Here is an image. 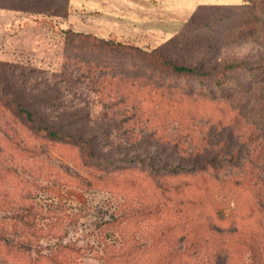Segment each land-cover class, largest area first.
I'll return each mask as SVG.
<instances>
[{
  "label": "rangeland",
  "instance_id": "374dc122",
  "mask_svg": "<svg viewBox=\"0 0 264 264\" xmlns=\"http://www.w3.org/2000/svg\"><path fill=\"white\" fill-rule=\"evenodd\" d=\"M112 1L37 0L28 3L43 9V13L0 7L5 10L4 16L0 11V63L5 64H0V80L10 84L6 77L9 71L7 73L5 69L14 64L18 74L16 79L22 83L19 96H37L43 100L39 117L66 134L87 140L97 156L93 165L87 164L81 160L82 149L78 146L37 139L23 127L25 121L20 120L15 125L16 129L27 137L32 136V140L41 147L39 157L43 163L55 169L62 179L54 182L51 177H41L37 173L30 176L22 173L29 183L32 181L35 184L30 199L34 200L36 209L34 224L19 228L16 234H21L26 240L34 239L30 246L33 254L38 249L51 251L59 238L75 241L84 250V256L77 264H122L119 261L120 247L132 254L130 261L123 264H163L167 247L160 243H164L165 237L153 244L156 220L145 215L141 217L136 212L140 206L143 209L154 199L152 179L161 178V182L171 188L179 182L198 181L200 175H163L150 169L146 163L173 169L176 166H191L205 159L214 160L216 154L212 148L216 142L227 138L230 151L235 152L237 158L216 178L243 176L246 167L242 166L251 161L256 153L251 150L264 145V99L257 98L264 93L252 89L235 95L239 97L231 100L212 102L205 97L207 95H191L162 87L158 80L149 82L146 79L144 82V77H141L137 79L142 81L139 91L136 88L140 96H129V99L128 96H110L97 76L90 79L79 69L80 54L66 49L58 32L49 24L52 21L56 30L72 28L100 36L114 34L120 40L149 50L159 48L167 58L201 71L220 69L234 63L248 66L263 64L264 31L252 29L251 33L238 36L229 32L228 25L218 27L222 22H230V18L246 14V8L235 6L239 4L238 0H132L131 7L123 0H119L118 5V1ZM4 3L16 7H26L27 4L18 0H4ZM15 14L19 18L15 19ZM188 22L193 23L191 27L200 28L183 31ZM132 56L128 55L129 58ZM108 73L111 74V71ZM101 74L103 76L105 72ZM131 74L138 76L145 71L140 69ZM244 75L247 76V73ZM192 85L197 84L192 81ZM217 113L223 118L221 125L215 124L211 118ZM233 121H237L241 135L247 132L246 129L250 131L253 128L260 132V138L246 141V137L231 132L224 123ZM3 135L0 132V197L5 191L20 187L16 177L8 180L1 169L10 163L14 152L11 144L2 139ZM203 140L209 143L207 152L198 157L195 151ZM137 156L144 161L139 165L137 160L138 168L125 172L132 182V185L125 186L126 191L120 192L125 197L118 199L107 189L83 185L85 178L93 179L91 172L94 169L103 177L108 170L106 168L112 170L128 166L127 162L120 161ZM262 156L259 155L257 160L259 165L264 164ZM115 160L118 162L113 163ZM94 164L99 167H89ZM207 178L210 179L209 175ZM257 180L264 181V165L257 174ZM171 189L165 191L171 199L169 209H173L169 210V221L176 222L174 210L179 208L183 193ZM157 192L160 193L159 190ZM240 194L238 202H223L220 216L225 220L218 223L226 229H230L235 222L248 230L259 228L262 215L248 207L250 192L245 189ZM213 198L219 197L215 193ZM120 201L127 203L128 211L135 212V215L121 227L102 229L100 224L110 220L111 214L119 210ZM15 206L10 199H0V225L12 222L11 218L13 221L16 219ZM184 208L189 215L186 226L190 228L194 220V206L187 203ZM236 213H240L239 217ZM139 217L141 220L137 221ZM245 236L247 233L242 240L247 239ZM242 249L245 248L242 246ZM256 259L249 257L248 251H242L236 263L252 264L254 261L253 264H264Z\"/></svg>",
  "mask_w": 264,
  "mask_h": 264
},
{
  "label": "trees",
  "instance_id": "16d2710c",
  "mask_svg": "<svg viewBox=\"0 0 264 264\" xmlns=\"http://www.w3.org/2000/svg\"><path fill=\"white\" fill-rule=\"evenodd\" d=\"M5 1L14 2L15 0ZM18 1L26 2V7L8 5L4 3V0H0V7L33 13L45 12L43 9L28 4L37 0ZM235 6L246 8V14L230 18V22H222L218 27L222 28L228 25L229 32L238 36L251 33L252 29L264 31V0H242ZM192 24V22H188L183 31L190 32L200 28V26L191 27ZM49 25L55 32H58L66 49L83 55V57L78 56L80 60L79 69L90 79L97 76L99 82L108 89L107 94L110 96H128V99L129 96H140L138 87H141L142 81L138 82L137 79L141 77H144V82L146 79L149 82L158 80L162 87L169 89H178L191 95H207L205 97H209L212 102L231 100L234 97H239L235 95L250 92L252 89L264 93V63L255 66L234 63L224 65L220 69L201 71L191 66L178 64L167 58L159 48L149 50L132 42L120 40L114 34L100 36L93 32L72 28L56 30L52 21ZM204 27L211 29L208 24H204ZM128 55L133 56L129 58ZM10 65L12 66L9 69H5L7 73L9 71L6 77H8L7 80L10 84L0 80V132L4 134L2 136L4 142L11 144L14 152H12L10 163L3 165L1 169H3L8 180L16 177V183L20 187L18 190L5 191L3 197H0V199H10L16 205L14 209L16 219L13 221L11 218L10 221L12 222L0 225V264H77L84 256V250L75 241L59 238L51 251L46 252L38 249L37 253L33 254L30 246L34 239L26 236L30 238L26 240V238L21 237V234L17 236L16 233L19 228L34 224L36 209L34 200L30 199L32 187L35 184L32 181L29 183L28 178L22 177V173H26L28 176L37 173L41 177H51L54 182L62 179V176L54 168L52 170L51 166L43 163L39 157V148L41 147L32 140L31 135L37 139L78 146L82 149L81 160L87 164L92 163L93 165V161H97V156L87 140L66 134L51 122L39 117L44 101L39 100L37 96H19L21 92L19 86H22V83L16 79L18 76L16 67L14 64ZM10 68L12 69L10 70ZM140 69L144 70L145 74L131 76V73ZM109 71L111 74H107ZM102 72H105L103 76ZM245 73L247 76L244 75ZM192 81H195L197 85L193 86ZM103 87L101 89H104ZM257 98L264 99V96ZM213 115L211 118H213L214 123L221 125L223 123L221 114ZM20 120L25 121L23 127L30 131L29 137L25 136L21 130L16 129L15 125L19 124ZM224 125L230 127L228 129L236 135H241L237 121L224 123ZM246 130L247 132L241 135L242 138L246 137V141L260 138V132L256 129ZM208 144L204 140L200 143L198 150L195 151L198 157L206 154ZM263 146L262 144V146L251 150L252 153L256 152L252 155L254 158L242 166L243 168L246 167L243 171L244 174L237 178H216L220 172L228 169L237 158V154L230 151V143L227 138L216 142L212 148L216 154L214 160L205 159L191 166H176L173 169L168 166H156L152 162L146 163L150 169L162 172L163 175L171 173L176 177L201 176H199L198 181L195 179L192 182L183 181L173 184L172 189L164 185L161 178L152 179L153 186L151 185V187L153 188L154 199L143 209L140 206L136 212V215L140 214L141 217L145 215L157 221H155L156 226L153 228L152 243L157 244L165 237L164 243H160L161 246L167 247L163 264H237L239 254L242 251H248L249 257L253 259L256 257L258 262H264V181L257 180V174L260 173L264 165H259L257 162L259 155L264 157V154H260L264 152ZM137 160L139 165H142L144 158L137 156L131 159H122L120 162H127L128 166H119L112 170L106 168L108 170L105 171L106 175L103 177L96 173L97 169H94L91 172L93 179L85 178L83 185L107 189L106 191L121 199L126 195L123 193L120 195V192L126 191V185H132L125 172L130 169H137ZM115 162L118 160L113 161V163ZM92 165L89 167H99L98 164ZM207 174L210 179L207 178ZM247 174L250 176L247 177ZM151 178L154 177L151 176ZM226 184L229 186H225ZM170 189L176 193H183L182 199L178 203L179 208L174 210L177 216L176 222L169 221V210L173 209H169L171 199L166 196L165 191H170ZM245 189L251 194L248 207L262 215L260 227L256 229L253 227L248 230L235 222L230 229L224 228L218 223L225 220L220 216L223 202L227 200L238 202L237 197L241 196L240 191ZM158 190L160 193L157 192ZM215 193L219 197L218 199L213 198ZM187 203L194 206V220L193 224H190V228L186 226V218L189 215H187L184 206ZM134 215L135 212L130 213L128 211L127 203L120 201L119 210L111 214L110 220H104L100 227L102 229L121 227L122 224H127ZM239 215L240 213H236V217ZM141 217L137 221H140ZM246 233L247 239L242 240V236ZM260 238L263 240H258ZM242 246L245 249H242ZM139 248L137 247V249ZM120 250L119 261H122V264L129 262L132 255L130 251L122 247ZM240 263L242 264V262Z\"/></svg>",
  "mask_w": 264,
  "mask_h": 264
},
{
  "label": "crops",
  "instance_id": "0c3cea01",
  "mask_svg": "<svg viewBox=\"0 0 264 264\" xmlns=\"http://www.w3.org/2000/svg\"><path fill=\"white\" fill-rule=\"evenodd\" d=\"M112 0H109V2H111ZM115 1H118V3L116 4V5H118V4H120V1L119 0H113L112 2H115ZM145 1H147V0H145ZM123 2H125V4L126 5H129V7H131L132 6V0H123ZM242 2V0H238V3H241ZM0 11H2L4 14H2V16H4L5 15V10L4 9H0ZM98 11H100V12H102L101 10H99L98 9ZM16 13V12H15ZM19 13V12H18ZM16 18H19V15H17V14H15V19Z\"/></svg>",
  "mask_w": 264,
  "mask_h": 264
}]
</instances>
